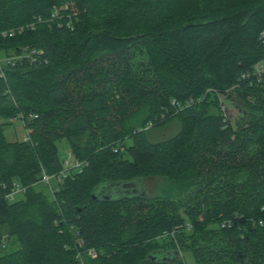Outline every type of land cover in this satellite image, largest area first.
<instances>
[{
	"label": "trees",
	"instance_id": "obj_1",
	"mask_svg": "<svg viewBox=\"0 0 264 264\" xmlns=\"http://www.w3.org/2000/svg\"><path fill=\"white\" fill-rule=\"evenodd\" d=\"M261 62L264 0H0V264H264Z\"/></svg>",
	"mask_w": 264,
	"mask_h": 264
},
{
	"label": "rangeland",
	"instance_id": "obj_2",
	"mask_svg": "<svg viewBox=\"0 0 264 264\" xmlns=\"http://www.w3.org/2000/svg\"><path fill=\"white\" fill-rule=\"evenodd\" d=\"M3 61V59L1 58ZM220 106L221 110L225 116V118L229 121H233L238 117V111L231 105L230 102L226 101L224 97L219 96ZM223 105L226 107L223 109ZM0 122H5L3 119H0ZM11 125L6 126L5 135L9 142H15V141H24L28 139V130L25 128L22 121L19 120H13L11 121ZM181 126L178 122H172L168 124L167 126L163 128H157L153 129L149 132V139L153 142H159L163 141L167 138L173 137L176 134L180 132ZM129 142V139L127 140ZM131 143V142H130ZM58 151L60 160L62 161L64 168L67 169L66 162L69 161L70 165H72V155L70 150L69 142L64 139L57 143ZM52 187H55L57 185V181L54 179L51 181ZM43 189H49L46 185H42ZM146 190L148 193L152 196H160L164 194L166 186L163 180L161 179H151L146 182ZM41 189V187L39 188ZM23 194H20L16 197L18 200L19 197H22ZM4 246L0 247V254H3L4 252H9L11 250H14L18 248V244L15 241V239H9L6 240V243L3 244ZM184 259L186 261V264H195V259L190 252H186L184 254Z\"/></svg>",
	"mask_w": 264,
	"mask_h": 264
},
{
	"label": "built area",
	"instance_id": "obj_3",
	"mask_svg": "<svg viewBox=\"0 0 264 264\" xmlns=\"http://www.w3.org/2000/svg\"><path fill=\"white\" fill-rule=\"evenodd\" d=\"M11 36H13V34H11ZM11 62H12V60L8 61V63H11ZM254 74H255V77L259 79V81L263 80V78H264V62L258 63L255 66ZM188 104L192 105L193 104V100H191ZM225 108L226 107L223 105V109H225ZM71 163H72V165H70V162L67 161L66 162L67 169L63 170L60 174H58L56 176L55 175L51 176V175H48V174L44 173L43 177H42V182L45 185H47L50 188L51 191H53L54 187H52L51 181L55 179L58 184L63 183L64 179L67 176L66 170H68L69 168H75L78 171H81V166L82 165L80 163L76 162L73 159V157H72ZM25 192H26V188L25 187H22L21 185L15 183L12 192L9 195H7L6 198H8L10 200H14V199H16L17 196H19L20 194H24ZM89 255L93 259L98 258V253L95 250H90L89 251ZM79 257H80V255H79Z\"/></svg>",
	"mask_w": 264,
	"mask_h": 264
},
{
	"label": "water",
	"instance_id": "obj_4",
	"mask_svg": "<svg viewBox=\"0 0 264 264\" xmlns=\"http://www.w3.org/2000/svg\"><path fill=\"white\" fill-rule=\"evenodd\" d=\"M128 189L126 190L127 191V193L128 194H131V193H135V194H137V193H143V194H145V189H144V187L142 186V183L141 182H138V183H130V184H128ZM154 260H156V256L155 255H152L151 256ZM162 260H173V257H163V259Z\"/></svg>",
	"mask_w": 264,
	"mask_h": 264
}]
</instances>
